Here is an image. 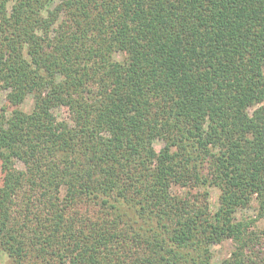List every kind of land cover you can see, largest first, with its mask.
<instances>
[{"label":"trees","instance_id":"16d2710c","mask_svg":"<svg viewBox=\"0 0 264 264\" xmlns=\"http://www.w3.org/2000/svg\"><path fill=\"white\" fill-rule=\"evenodd\" d=\"M53 1L0 0L11 264H264V0Z\"/></svg>","mask_w":264,"mask_h":264},{"label":"rangeland","instance_id":"374dc122","mask_svg":"<svg viewBox=\"0 0 264 264\" xmlns=\"http://www.w3.org/2000/svg\"><path fill=\"white\" fill-rule=\"evenodd\" d=\"M56 0L53 1L50 5H48L49 9H51ZM46 15V13L44 14ZM117 58H120V55L117 54ZM33 100L31 96H27L25 100L19 104V107L25 111H29L32 108ZM13 108L11 103L7 99V91L4 89H0V111L6 110L9 111ZM53 114L56 117L57 120H69V110L65 106H59L53 108ZM163 142L159 139L154 141V147L156 150H158L160 147H162ZM16 169L20 168V163L15 164ZM211 191V198H212V204L214 205V200L217 195V191L214 188H210ZM255 209H254V203L250 207L246 209H241L237 212V217H239L241 214L243 215H253L254 216ZM232 248V244L229 240H225L220 243H215L211 246V251L213 254V263L218 264L223 258L227 257L229 255V252ZM0 264H11L10 259L5 254L4 251L0 249Z\"/></svg>","mask_w":264,"mask_h":264}]
</instances>
